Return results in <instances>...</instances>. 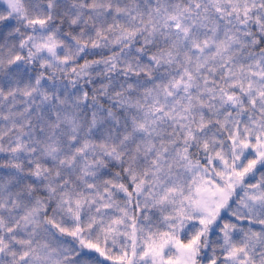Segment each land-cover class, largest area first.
Wrapping results in <instances>:
<instances>
[{
    "label": "snow or ice",
    "instance_id": "snow-or-ice-1",
    "mask_svg": "<svg viewBox=\"0 0 264 264\" xmlns=\"http://www.w3.org/2000/svg\"><path fill=\"white\" fill-rule=\"evenodd\" d=\"M0 264H264V0H0Z\"/></svg>",
    "mask_w": 264,
    "mask_h": 264
}]
</instances>
